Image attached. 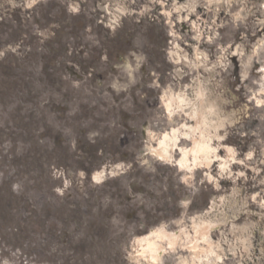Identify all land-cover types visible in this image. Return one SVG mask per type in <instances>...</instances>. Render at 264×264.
<instances>
[{
	"label": "rangeland",
	"instance_id": "1",
	"mask_svg": "<svg viewBox=\"0 0 264 264\" xmlns=\"http://www.w3.org/2000/svg\"><path fill=\"white\" fill-rule=\"evenodd\" d=\"M192 108L222 125L189 170L152 149ZM161 226L155 264H264V0H0V264H151Z\"/></svg>",
	"mask_w": 264,
	"mask_h": 264
},
{
	"label": "bare ground",
	"instance_id": "2",
	"mask_svg": "<svg viewBox=\"0 0 264 264\" xmlns=\"http://www.w3.org/2000/svg\"><path fill=\"white\" fill-rule=\"evenodd\" d=\"M196 96L200 99L204 94V88L200 85L195 90ZM164 95L163 97H165ZM190 100L184 94L171 95L164 101L169 117L175 112V109H183L185 105H188ZM212 105L208 106V113L212 110ZM207 112L203 109L192 108L188 113L193 119L194 124L188 127V131L181 132L179 128H173L170 132L162 134L158 140L157 148H153L154 154L166 161H172L171 151L178 145L180 136L191 138L190 147H180L181 157L177 160V164L181 169H192L199 164H209L214 157H217L218 147L212 145L213 136L210 135L209 128H213L215 132L222 125V119L212 121L207 117ZM215 137L219 138L217 133ZM227 156L221 160V169L225 170L230 162L234 160V149L231 147L226 148ZM93 178L100 179V172H95ZM211 225L205 222L194 226L193 235L186 233L185 242L190 248L196 250L201 242L211 246L209 240L208 231ZM247 239H244L245 243ZM164 242L169 249L175 248L180 242V236L169 233L164 226L157 227L149 234L137 237L135 243L138 245L137 256L147 259L151 264H155L160 256V251L164 248L162 245ZM183 264H188L183 262Z\"/></svg>",
	"mask_w": 264,
	"mask_h": 264
}]
</instances>
